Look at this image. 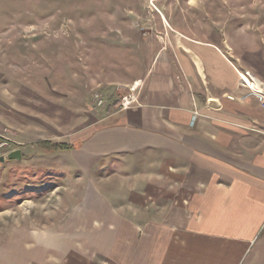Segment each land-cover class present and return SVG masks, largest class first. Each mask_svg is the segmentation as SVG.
<instances>
[{"label": "crops", "instance_id": "1", "mask_svg": "<svg viewBox=\"0 0 264 264\" xmlns=\"http://www.w3.org/2000/svg\"><path fill=\"white\" fill-rule=\"evenodd\" d=\"M167 27L169 55L130 101L69 140L95 229L61 247L64 264H264V109L239 78L264 74Z\"/></svg>", "mask_w": 264, "mask_h": 264}, {"label": "rangeland", "instance_id": "2", "mask_svg": "<svg viewBox=\"0 0 264 264\" xmlns=\"http://www.w3.org/2000/svg\"><path fill=\"white\" fill-rule=\"evenodd\" d=\"M167 24L264 74V0H0V264H64L61 247L94 231L83 166L50 145L130 101L169 55Z\"/></svg>", "mask_w": 264, "mask_h": 264}, {"label": "built area", "instance_id": "3", "mask_svg": "<svg viewBox=\"0 0 264 264\" xmlns=\"http://www.w3.org/2000/svg\"><path fill=\"white\" fill-rule=\"evenodd\" d=\"M240 82L246 88L245 96L254 98L264 109V82L258 79L251 71H244L239 74ZM230 99L234 97L229 96Z\"/></svg>", "mask_w": 264, "mask_h": 264}, {"label": "water", "instance_id": "4", "mask_svg": "<svg viewBox=\"0 0 264 264\" xmlns=\"http://www.w3.org/2000/svg\"><path fill=\"white\" fill-rule=\"evenodd\" d=\"M6 158H7V159L21 158L20 150H19V149H16V150H13V151L9 152V153L6 155ZM3 160H4V158H3V157H0V161H3Z\"/></svg>", "mask_w": 264, "mask_h": 264}, {"label": "trees", "instance_id": "5", "mask_svg": "<svg viewBox=\"0 0 264 264\" xmlns=\"http://www.w3.org/2000/svg\"><path fill=\"white\" fill-rule=\"evenodd\" d=\"M41 143L44 145V144H47L48 142L47 141H41ZM53 149H67L68 145L64 144V143H53L52 145H50Z\"/></svg>", "mask_w": 264, "mask_h": 264}, {"label": "bare ground", "instance_id": "6", "mask_svg": "<svg viewBox=\"0 0 264 264\" xmlns=\"http://www.w3.org/2000/svg\"><path fill=\"white\" fill-rule=\"evenodd\" d=\"M137 85V84H136Z\"/></svg>", "mask_w": 264, "mask_h": 264}]
</instances>
